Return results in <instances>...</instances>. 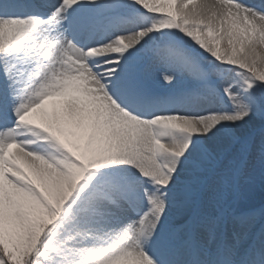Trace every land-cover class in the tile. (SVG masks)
<instances>
[{
	"label": "snow or ice",
	"instance_id": "1",
	"mask_svg": "<svg viewBox=\"0 0 264 264\" xmlns=\"http://www.w3.org/2000/svg\"><path fill=\"white\" fill-rule=\"evenodd\" d=\"M0 264H264V0H0Z\"/></svg>",
	"mask_w": 264,
	"mask_h": 264
},
{
	"label": "rangeland",
	"instance_id": "2",
	"mask_svg": "<svg viewBox=\"0 0 264 264\" xmlns=\"http://www.w3.org/2000/svg\"><path fill=\"white\" fill-rule=\"evenodd\" d=\"M224 46H227L226 41H225V45ZM260 195L261 194L259 192L256 193V196H257L258 199H259Z\"/></svg>",
	"mask_w": 264,
	"mask_h": 264
}]
</instances>
